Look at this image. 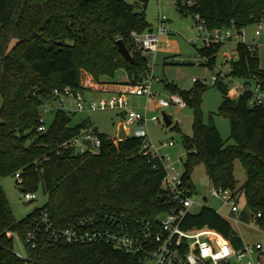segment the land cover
Segmentation results:
<instances>
[{
  "label": "trees",
  "instance_id": "16d2710c",
  "mask_svg": "<svg viewBox=\"0 0 264 264\" xmlns=\"http://www.w3.org/2000/svg\"><path fill=\"white\" fill-rule=\"evenodd\" d=\"M148 1L0 0V174L19 171L23 192L34 193L41 187L48 198L43 207L17 220L0 185V264H23L15 255L13 236L7 233L18 232L24 238L32 219L43 209L55 222L71 225L103 213L124 215L129 221L156 220L171 208L163 187V163L143 154L140 136L119 140L101 134L97 152L78 154L68 143L86 121L73 125L74 112L63 109L55 111L45 133L38 131L43 103L52 100L55 90L83 93V73L97 83L113 81L120 69L126 72L128 83L143 79L146 60L133 50L131 33L150 30L145 19ZM172 1L196 24L199 16L208 31L240 30L264 16V0ZM118 39L124 41L133 62L119 52ZM222 45L199 48V55L208 58L202 65L213 67ZM235 51L237 60L230 61L227 76L256 78L264 90L257 46L238 42ZM214 86L222 94L217 113L229 120L231 144L214 125L203 121L200 105L207 86L194 82L190 89L179 90L167 84L195 112L192 135L183 137L187 150L184 184L191 194L195 192L191 174L203 164L212 186L237 189L234 160L238 158L247 176L243 186L247 211L240 213V220L252 221L264 230V108L249 103V92L232 99L223 80ZM182 227H208L234 247L243 246L231 224L208 206L189 212ZM26 248L31 264H141L139 255L104 242L49 245L42 240Z\"/></svg>",
  "mask_w": 264,
  "mask_h": 264
},
{
  "label": "built area",
  "instance_id": "2783aa9c",
  "mask_svg": "<svg viewBox=\"0 0 264 264\" xmlns=\"http://www.w3.org/2000/svg\"><path fill=\"white\" fill-rule=\"evenodd\" d=\"M196 18L198 29L207 32L204 38V45L206 46L224 42L233 37L240 38L244 35L243 28L236 30L238 32L236 35L232 33L234 28L231 27L208 31L204 21L199 16ZM166 19L164 15L159 16L155 30L131 33L133 50L142 54L146 60L147 72L142 80L120 85L121 89L112 96L88 101L85 100L82 92H73L69 88L62 91L55 90L52 100L43 103L41 107L38 131L46 132L45 117L50 112L46 106L54 101L59 104L56 110L63 109L69 113L82 111L91 113L95 110L115 109L124 116L126 124L135 123L146 126L148 122L146 112L132 106L126 95H146L148 100H151L153 94L150 92V85L146 83V79L152 78L151 72L155 66V55L160 45V39L167 31ZM256 24L257 29L254 34L258 37L261 35L260 29L264 28V16ZM198 58L197 60L203 62L208 59L202 55ZM235 79L227 76V74L219 73L218 75H211L209 80L200 81L196 79L194 82L206 86L215 85L219 80H223L231 86ZM240 80V83L228 90V95L237 93L240 96L249 92V103L264 108V90L260 82L256 78ZM68 99H71L72 106L67 105ZM172 103L179 107L186 106L185 101L179 95L171 94L168 100L160 101L158 107L166 108ZM150 121L157 123L158 118L154 116L150 118ZM140 137L143 141V154L157 157L163 163L165 171L163 187L168 193L172 205L168 211L161 213L156 220L136 218L129 221L124 215L103 213L80 218L71 225H63L55 222L49 211L43 209L29 224L23 238L25 245L34 248L42 240L47 241L49 245L104 242L114 248L139 255L141 264H146L148 259L154 260L155 264H260L256 261L254 252L262 248L261 242L245 244L241 248H236L229 239L208 227L193 229L182 227L185 216L191 212L190 209L193 205L198 203L192 199V194L184 184L183 172L176 169L174 162H169L166 156L159 154V147L150 141L148 134ZM101 144V134L90 119L86 120V125L80 128L79 132L68 143L78 154L97 152ZM172 145L173 142L161 144L162 147ZM179 161L183 163L182 159ZM14 176L17 184L20 185L22 183L20 172L17 171ZM211 195L219 198L224 205L229 206L231 213L238 214L237 189L212 186ZM23 197L25 200L36 198L33 192H23ZM259 216L261 213H258ZM7 235L13 236V233L8 232ZM15 255L23 261V264H31L27 260L28 255L26 257L17 253Z\"/></svg>",
  "mask_w": 264,
  "mask_h": 264
},
{
  "label": "rangeland",
  "instance_id": "374dc122",
  "mask_svg": "<svg viewBox=\"0 0 264 264\" xmlns=\"http://www.w3.org/2000/svg\"><path fill=\"white\" fill-rule=\"evenodd\" d=\"M163 15L167 18V31L160 39V45L155 58V66L151 72L152 78L146 79V83L150 85V92L153 94L152 98L148 100L146 95H126V98L132 106L140 111L146 112L148 120L146 126L135 123L126 124L124 116L115 109L95 110L91 113L86 111L75 112L72 115V124L75 125L81 121L90 119L100 134L110 138H118L122 132L126 136H142L148 134L150 141L159 147V154L166 156L169 162L175 163V167L179 172H183V163L179 161L180 159L182 161L185 159L187 152L183 144V137L192 135L195 112L194 108L190 105L179 107L173 103L166 108H158L159 102L168 100L172 94L167 84L175 86L179 90H188L193 87L196 79L200 81L209 80L211 75H218L219 73L227 74L230 70V61L237 60L235 51L236 44L242 40L247 44L257 46L260 68L264 70V28L260 29L261 35L256 37L254 33L257 29V24L255 23L243 28V37H233L230 40L224 41L216 54L214 66L210 67L202 65V60H197L200 56L198 49L204 45V38L207 32L198 29L193 17L189 13L181 14L172 0H149L147 2L145 19L150 27L149 29L155 30L159 16ZM232 33L236 35L238 32L236 29H232ZM88 75L87 73H83L81 78V83L85 89L83 91V97L86 101L106 98L116 94L88 90L92 88L87 80L91 83L94 81ZM124 77L125 72L120 69L116 72L114 80L118 81ZM240 82L241 80L236 78L232 85L228 86V90H231ZM206 86L200 105L203 121L206 124L214 125L219 130L221 136L228 140V144H231L233 140L229 138V120L217 113L222 101V94L217 86ZM233 96L234 100H237V93L233 94ZM66 103L72 106L71 99H68ZM58 106L59 104L56 101L47 104L46 107L50 110L45 117L47 126L52 122ZM164 115L168 116L172 122H169L168 126L165 125ZM154 116L158 118L157 123L150 121V118ZM163 142H173V145L162 147L161 144ZM234 177L236 179L239 208L241 211H247V203L243 193V186L247 178L246 170L238 158L234 160ZM191 179L195 186L192 199L198 204H194L190 211L197 212L202 206H208L226 216L230 211V207L224 205L219 198L211 195L212 184L203 164L197 165L194 168ZM0 185L6 194L10 208L17 220H21L33 213L37 208L43 207L48 201L47 195L41 187L35 190V199L25 200L23 191L18 189L20 185L17 184L14 175L0 174ZM232 224L235 230L241 233L246 240L261 242L263 245L261 262L264 264V230L260 229L252 221L247 224ZM13 249L15 253L23 257L27 256L25 242L18 232L13 233ZM146 264H155V261L148 259Z\"/></svg>",
  "mask_w": 264,
  "mask_h": 264
},
{
  "label": "crops",
  "instance_id": "0c3cea01",
  "mask_svg": "<svg viewBox=\"0 0 264 264\" xmlns=\"http://www.w3.org/2000/svg\"><path fill=\"white\" fill-rule=\"evenodd\" d=\"M150 30H152V29H150ZM156 54H157V52H156ZM155 58H156V55H155ZM124 71V70H123ZM125 72V71H124ZM89 76V75H88ZM89 77H91V76H89ZM92 78V77H91ZM89 83L88 84H90V87L92 88V89H88V90H94V91H103V92H106V93H116L117 91H119L120 89H121V87H120V85H122V84H125V83H128V76H127V74H126V72H125V77L123 78V79H119L118 81H115L114 79H113V81H105V83H97V82H95V81H92V83L89 81V80H87ZM230 97L232 98V99H234V96L233 95H230ZM159 108V107H158ZM172 123V122H171ZM115 139H117V138H115ZM242 211L240 210V208H239V212H238V214H233V213H231V211H229L228 212V214L226 215V216H224V215H222L230 224H231V226L233 227V224L232 223H234V224H236V225H239V224H242V223H245V222H243V221H241L240 220V213H241ZM219 213V212H218ZM237 218V219H236ZM247 224V223H246ZM239 228H241V227H239ZM233 229L235 230V228L233 227ZM236 231V230H235ZM236 233L241 237V239H242V242H243V246L245 245V244H255V243H257V242H260V241H254V242H251V241H248V240H246L243 236H242V234L241 233H238L237 231H236ZM242 246V247H243ZM262 254H263V245H262V248L261 249H259V250H255V252H254V257H255V259H256V261L257 262H259L260 264H262V262H261V256H262Z\"/></svg>",
  "mask_w": 264,
  "mask_h": 264
},
{
  "label": "water",
  "instance_id": "95a60500",
  "mask_svg": "<svg viewBox=\"0 0 264 264\" xmlns=\"http://www.w3.org/2000/svg\"><path fill=\"white\" fill-rule=\"evenodd\" d=\"M117 45H118V50L119 52L124 56V58L128 61V62H133V56L132 54L130 53V51L128 50L127 46L125 45L124 41L122 39H118L117 40ZM164 122H165V125L168 126V123L170 122L171 123V120L169 119L168 116L164 115ZM127 138V136L124 134V132H122L119 136H118V139L119 140H122V139H125ZM18 189L20 191H23V188L22 187H18Z\"/></svg>",
  "mask_w": 264,
  "mask_h": 264
}]
</instances>
